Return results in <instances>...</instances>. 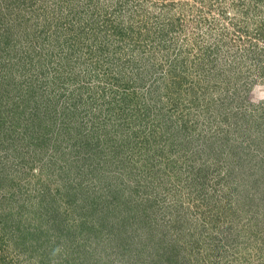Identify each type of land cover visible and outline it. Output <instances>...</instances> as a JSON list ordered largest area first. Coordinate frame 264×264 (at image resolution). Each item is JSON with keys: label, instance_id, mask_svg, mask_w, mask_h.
Listing matches in <instances>:
<instances>
[{"label": "rangeland", "instance_id": "1", "mask_svg": "<svg viewBox=\"0 0 264 264\" xmlns=\"http://www.w3.org/2000/svg\"><path fill=\"white\" fill-rule=\"evenodd\" d=\"M0 264H264V0H0Z\"/></svg>", "mask_w": 264, "mask_h": 264}]
</instances>
